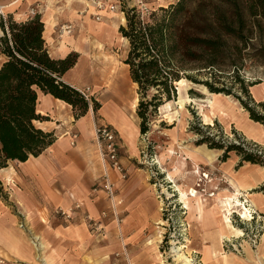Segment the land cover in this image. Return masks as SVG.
<instances>
[{"label": "trees", "instance_id": "obj_1", "mask_svg": "<svg viewBox=\"0 0 264 264\" xmlns=\"http://www.w3.org/2000/svg\"><path fill=\"white\" fill-rule=\"evenodd\" d=\"M121 10L126 24L119 26V32L129 42L124 63L137 85L141 134L149 129L156 109L176 97V82L182 78L203 85L210 93L232 95L250 119L264 125V113L255 109L264 110V102L251 104L255 101L249 87L255 82L246 83L242 76L247 61L264 63V47L254 46L264 29V0H176L157 10L151 8L145 20L134 5L123 2ZM43 30L37 12L22 20L0 16V54L4 56L0 63V168L9 160L23 162L37 156L54 141L52 132L34 123L46 119L37 112L40 92L70 104L75 118L85 115L90 105L79 89L62 79L75 65L78 53L53 57ZM201 72L204 78H199ZM235 84L240 93L234 90ZM99 106L94 101L93 110ZM197 132V144L220 150L221 161L233 152L239 157L236 167L243 162L264 166V153L244 140L225 143L202 130ZM0 197H8L1 181Z\"/></svg>", "mask_w": 264, "mask_h": 264}, {"label": "crops", "instance_id": "obj_2", "mask_svg": "<svg viewBox=\"0 0 264 264\" xmlns=\"http://www.w3.org/2000/svg\"><path fill=\"white\" fill-rule=\"evenodd\" d=\"M107 1L116 2V0ZM155 1L163 5L174 0ZM31 8H35L44 22L43 37L49 53L56 58L64 57L71 50L83 45V41L81 39L79 41V38L71 35L59 36L58 28L61 24L71 23L77 32L85 29L88 35L106 40L108 36L111 37L113 26L116 27L123 19L121 11L105 10L100 11L102 18L96 21L92 17L95 10L87 0H0V10L3 14L11 15L16 20L25 19ZM0 57L2 58L3 55L0 54ZM74 67L75 65L67 70L62 79L81 89L72 74ZM36 107L37 112L46 119L34 121L35 125L44 131L52 132L55 139L39 155L30 156L23 162L9 160L7 166L0 168V181L9 186L6 188L10 195L8 198L10 202L0 197V263L38 262V258H41V250L39 245L34 246L31 242L35 240L38 243L36 236L40 238L39 240L45 241L50 264H82L83 257L89 254L90 241L107 242L102 247L108 251L102 257L107 258L108 261L112 258L113 252L121 251L120 240L125 243L129 251L130 264H138V261H142L139 257L145 260L150 258V253L156 249L150 245L156 235V232L153 233L151 230V225L159 222V215L149 189H145L142 181L139 182L137 173L133 172L130 177L128 173L126 179H120L115 171L108 170L117 187L115 203L122 220L117 224L113 215L109 213V217L104 219L106 226L104 237L89 231L88 224L82 217L83 213H79L72 221H61L53 215L55 207H66L76 200L82 202L84 212L94 216H97L100 210L107 208L109 201L104 193L92 192V186L103 173L105 163L92 137L96 120L90 105L85 115L75 118L70 104L40 92ZM257 123L264 128V125ZM72 133L78 134L73 145ZM251 138L255 139V137ZM258 140L260 139L256 138L255 141ZM133 141L134 139L123 141L131 153H135L136 150ZM194 148L199 149L202 158L199 162L205 160L210 164L206 160L209 155L211 159H217V151L214 149L201 146ZM238 161L239 157L231 152L228 158L221 162L225 180L227 181L228 178L234 180L233 183L240 191L239 196L245 195L244 199L252 204L256 213L264 215V166L243 162L236 167ZM20 221L23 222L22 227L19 225ZM148 239L151 240L146 243ZM263 241L264 234L258 245L259 253L262 252L261 250L264 251ZM213 253H215L214 249H202L201 261L204 264H224V262L250 264L248 260L254 259L252 254L248 256L246 251V258L243 259L233 253H225L220 257H216V253ZM224 255H235L237 260L234 261L235 263L227 262L223 258ZM133 257H138L140 260L132 262Z\"/></svg>", "mask_w": 264, "mask_h": 264}, {"label": "rangeland", "instance_id": "obj_3", "mask_svg": "<svg viewBox=\"0 0 264 264\" xmlns=\"http://www.w3.org/2000/svg\"><path fill=\"white\" fill-rule=\"evenodd\" d=\"M134 1L118 0L116 3L121 10L123 2L127 6H131ZM154 1L150 0L149 6L157 10L161 6V2ZM189 4L190 6L193 5L192 2ZM147 15H144L142 19L145 20ZM122 16L121 23H118L116 27L113 26L114 30L111 37L108 36L106 40L88 35L85 29L77 32L72 28L69 35L83 41L82 46H78L76 50H71L78 53L72 74L77 79L79 87H89L88 101L92 109L94 101L100 104L98 109L93 110L96 123H109L115 128L120 141V154L129 177L133 172L137 173L139 182L142 181L145 189H149L159 215V223L151 225V230L153 233L156 232V235L153 239L151 238L152 244L150 245L156 249L150 253V258L147 260L139 257L142 261H138V264H180L174 260L170 251L173 245L172 241L177 242L178 245L188 244V248H185L184 251L193 259L192 264H204L201 261V253L204 248L214 249L216 257L225 253H233L242 259L246 258L244 246L247 243L253 250L252 256L254 258L248 262L250 264H264V251L258 252V245L264 234V215L260 213L258 216V213L253 212L254 218L244 220L236 212L232 213L230 217L232 224L241 228L244 235L240 238L231 237V240L221 239L215 221L218 214L215 212V216H213L208 210L214 206L213 199L224 195V188H227L229 181V178L227 181L225 180L224 172L221 170L222 161L219 159L221 151L213 148L217 151V159H211L210 155L206 159L213 165L211 166L205 160L199 162L202 159L199 149L194 148L207 147L206 143L197 144V140L200 138L197 131L202 130V132L213 135L215 139L225 143L242 139L247 146L257 148L264 153L263 138L255 141L259 135L264 133V128L249 119L248 112L232 95L210 93L203 85L182 78L176 82V97L166 101L167 104L164 102L156 109L148 122L149 129L141 134L139 132L140 119L136 114L137 85L130 79L128 66L124 63L129 42L119 32V26L126 24L124 13ZM254 44V46L262 45L264 47V29L259 37L254 40ZM3 59L4 56L0 57V63ZM242 76L246 83L255 82L249 87V92L255 101L251 104L256 105L260 101L264 102V63L247 61ZM204 77L205 74L201 72L199 78ZM190 88L193 93L189 92ZM234 90L240 93L238 84L234 85ZM208 99H212V103H208ZM255 109L264 113L260 106H256ZM120 118L124 120L128 129L133 133L131 139H134L135 153H131L128 146L123 144L124 140H128L119 129L118 120ZM250 136L255 137V139L252 140L253 138ZM195 164L199 166L201 173H207L210 178L197 181L198 177L192 176ZM189 183L192 185H195L193 183L199 184L196 189L197 195L205 207L203 217H199L196 208L193 209L192 207L188 210L179 201L175 184L186 189ZM1 184L3 191L8 195L7 201L10 202V199L8 200L10 195L6 188L9 186L2 182ZM164 188L169 194L164 192ZM190 202L191 204L194 203V198ZM245 203L249 205L247 200ZM53 215L61 221H66L55 213ZM88 229L94 234L89 226ZM151 239H148L146 243ZM105 244H107L106 241L99 243L90 241L89 254L83 257L82 264H107L108 259L102 257L108 251L102 247ZM46 249L47 245L44 250L40 249L41 258L39 257L38 262L32 264H50ZM139 258L133 257L132 262L140 260Z\"/></svg>", "mask_w": 264, "mask_h": 264}, {"label": "built area", "instance_id": "obj_4", "mask_svg": "<svg viewBox=\"0 0 264 264\" xmlns=\"http://www.w3.org/2000/svg\"><path fill=\"white\" fill-rule=\"evenodd\" d=\"M87 2L89 3V5H92L95 10L92 14V17L96 21H99L102 18L100 11H121L123 13V11L118 8L116 2H108L107 0H87ZM149 3L150 0L134 1L133 5L137 8L141 18H143L144 15L150 12L151 7L149 6ZM34 13H36L35 8H31L29 10V15H33ZM0 16L5 18V15L1 10ZM72 28L73 26L71 23L61 24L58 28L59 36L69 35L72 32ZM79 91L86 99H88L89 87L81 88L79 89ZM77 137V133L71 134L72 145L75 144ZM93 139L105 163V168L103 173L93 184L92 192L96 193L98 191H102L106 199L109 201V206L100 210L98 215L94 216L89 212H84L82 202L76 200L69 206L55 207L53 209V213L61 216L66 221H72L79 215V213H83L82 217L87 222L92 231L95 232L98 236L104 237L106 232L104 219L109 217V213L113 215L114 220L117 224H120L122 220L118 214L115 203L117 187L115 185V182L111 179L108 170L115 171L120 179H126L128 177V171L121 159L120 143L114 127L107 123H95L93 127ZM254 213L256 212L254 211ZM19 225L22 227L23 222H19ZM120 241L122 243L121 251L113 252L112 258L108 261L107 264H130L129 251L125 243H123L122 240Z\"/></svg>", "mask_w": 264, "mask_h": 264}, {"label": "bare ground", "instance_id": "obj_5", "mask_svg": "<svg viewBox=\"0 0 264 264\" xmlns=\"http://www.w3.org/2000/svg\"><path fill=\"white\" fill-rule=\"evenodd\" d=\"M211 100L208 99V103L209 102L212 103ZM229 103H227V104L229 105ZM166 104H167V102H166ZM220 111H221V109H220ZM121 119L122 118H120V120H118L119 129H120L121 133L124 135V137H126L130 141L132 136H133V133L131 132L130 129H128V126L125 124L124 120H121ZM135 129L137 131V128H135ZM255 135L258 136V134H255ZM263 136H264V133L259 135L258 137L261 140L263 138ZM171 152H172V150H171ZM192 174H193L192 176L198 177L197 181H201L203 178H206V179L210 178L207 173H201L199 171V166L196 164L194 166V170L192 171ZM168 175L171 177L170 174H168ZM190 180H193V179H190ZM233 181L231 178H229V181L227 183V188H224V195L218 196L215 199H213V205L214 206L208 208V210L210 211V213H212L213 216H215V214H214L215 212H216V214H218V218H217V220H215L217 223L218 234H219V237L221 239L225 238L226 240H231V237H233V238L239 237L240 238L244 235V232L241 228L235 227L232 224L231 219H230L232 213L236 212L239 215V217H241L244 220H251L252 218H254V216H253L254 208L251 206L252 204L248 205L247 203L244 202L245 200H247V199L243 200V198L246 197L245 195L242 197V195L240 194L241 196H239L240 191H239L237 185H235L233 183ZM193 184H195V185H192L189 183V185L186 189L181 188L177 184H175L174 187H176V189H177L179 201L181 203H183V207L188 209V210L192 207H193V209L196 208L199 212V217H203L205 207H204V204L202 203V200L197 195L198 191L196 189V186H199V184L198 183H193ZM163 190H164V192L169 194V192L167 190H165V188ZM192 198H194L195 202L191 204L190 200ZM258 216H259V214H258ZM35 239L38 240V243H37V241L31 239L32 244L34 246L39 245L38 246L39 249L44 250L46 247V243L43 240H39L40 238L38 236H36ZM176 243L177 242L172 241L173 245H172V248L170 250L172 252L174 260H177L178 263H180V264H192L193 259L189 255H187L186 252L184 251L185 248H188V244L183 243V244L178 245ZM244 249H245L248 256H250L253 253V250L248 243L245 244ZM213 254H215V253H213ZM223 258L226 259L227 262H234L235 260H237V256H235V255H232V256L224 255ZM162 262H163V260H162ZM224 264H225V262H224Z\"/></svg>", "mask_w": 264, "mask_h": 264}]
</instances>
